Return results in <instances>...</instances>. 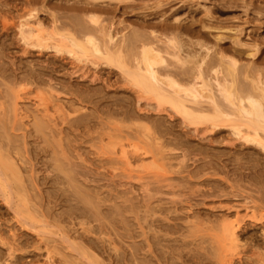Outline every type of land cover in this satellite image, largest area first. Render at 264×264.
I'll return each mask as SVG.
<instances>
[{
	"label": "rangeland",
	"instance_id": "obj_1",
	"mask_svg": "<svg viewBox=\"0 0 264 264\" xmlns=\"http://www.w3.org/2000/svg\"><path fill=\"white\" fill-rule=\"evenodd\" d=\"M89 1L0 0V123L7 128L0 133L15 141L19 166L21 162L20 180L15 181L3 164L9 156L0 150V173L9 183L6 190L0 188V237L17 243L15 257L0 243V264H45L48 249L56 264H228L232 257L235 264H258L257 252L264 250V152L241 146L228 128L209 132L201 125L194 131L171 110H156L154 100H138L116 67L26 48L13 27L34 7L46 25L51 13L73 24L77 15L93 11L118 38L132 39V31L158 38L185 31L183 40L194 45L205 40L214 50L221 41L228 52L242 53L240 64L255 63L264 75V0H100L97 8ZM236 36L243 45L235 43ZM255 43L259 51L252 57L248 53ZM57 97L68 108L72 100L84 108L73 115L65 109L56 112ZM41 116L46 128L37 133L34 117ZM75 116L81 122L69 124ZM138 120L153 123V129L160 125L172 141L169 148H176L151 167L152 153L139 154L153 147L127 134L138 131ZM1 134L0 144L7 143ZM179 138L185 140L183 147ZM122 148L131 164L121 157ZM247 207H256L258 217H246L240 225L244 235L238 244L244 252L238 244V250H226L216 220L246 214ZM22 223H33L34 229ZM262 251L258 253L264 255Z\"/></svg>",
	"mask_w": 264,
	"mask_h": 264
},
{
	"label": "bare ground",
	"instance_id": "obj_2",
	"mask_svg": "<svg viewBox=\"0 0 264 264\" xmlns=\"http://www.w3.org/2000/svg\"><path fill=\"white\" fill-rule=\"evenodd\" d=\"M99 1L100 0H90L88 3H93V8H97V6L101 5L99 4L101 1ZM112 1L113 0H111V2ZM119 1L121 2L126 0ZM106 3L111 4L110 2ZM90 6L91 5H89V7ZM206 11L208 12L207 14H210V12H212L210 11V9H206ZM64 13L66 14V12ZM20 14L21 13H19V16H21ZM23 14L24 13H22V15ZM51 14L52 20H50V22L47 21L48 18L45 19V22L47 21L49 23L48 25L43 22L44 20H41L42 17L40 18L38 16V11L35 9V7L27 11L25 15L19 17L20 19H17V16V24L14 23L15 19L13 18V15L15 14H13L11 20L15 24L13 28L16 27L15 34L18 36L17 37L16 35H14V37H17L19 41L23 44L22 46H25L26 48H39L41 51L43 49L51 50L55 54H60L62 56L67 55L71 58V61L73 60L76 63H90L95 66L105 64L108 66L116 67L122 72L126 81L137 93L138 100L144 98L145 100L149 101V103L151 100H154L155 104L151 103V105H155L156 110L163 112L171 110L173 114L180 115L182 117L183 124L185 126H192V129L194 131H198L199 126L201 125H204V128L209 132L216 131L217 129L220 130L222 128H228L230 131L229 133L235 138V140L239 141L241 146L246 148L253 147L256 150H259V153L264 152V75L261 71V68L254 65L255 63H252V65L247 63L240 64L239 58L242 56V53L237 49L233 48L231 51H229L231 53H229V49L227 50L223 48L225 45L221 47V41H219L216 44V46L218 47H215L216 49L214 50L211 45H209V43H207L205 40H199L195 43L199 47V49L196 50L194 48V46H196L194 45V42H187L186 40H183L182 35L185 33V31H177L176 33L172 31L169 34H162L164 35V37L159 38L145 36L141 33L132 31V33H134V36L132 35V33L130 35L133 36L132 39H129L124 34V36L118 38L112 31V25L104 24L103 21L100 20V16L96 12L88 11V13H86L85 15L86 18L85 16H82V13L81 15H77V17L82 16V19L80 17L77 18L76 14H73V17H76V19H78H73V21L70 19L73 24L71 23V21V24H69V19L67 18L66 20H68V24L65 22V20H62L63 22H60V17H57V14ZM65 17L63 16V18ZM68 17H70L69 14ZM83 17L86 19L87 22L84 23ZM7 21L9 22V19ZM7 21H5L4 24L8 26V24L6 23ZM64 22L66 24H64ZM4 24H2L3 27L6 26H4ZM179 26L180 25H178V27ZM72 28H75V30H73ZM233 29L235 28H232V30ZM154 32L155 31L152 30L151 34L156 35L154 34ZM222 37V34H217L218 39L222 40ZM237 37L238 36L234 38L236 40V42H234L236 44L243 45ZM153 38H156L158 41L154 40ZM18 39H16V41ZM130 40L133 41L131 42ZM127 41L128 43H126ZM159 42H161L165 46L158 44ZM258 46V43H255L251 47L248 54L252 57H255L259 51ZM27 51L28 49L26 50V52ZM165 54L170 56L169 59L172 60V64L170 63V61L167 60L168 58H166ZM185 64H188L186 68H184ZM34 78H36V76L30 79ZM22 79H25V77ZM28 86L29 85H27V87ZM20 89L19 91H21ZM28 89L30 88L28 87ZM51 89L53 90L54 88L51 87ZM18 97L19 96H17V98ZM38 97L40 103L44 107L43 109L49 112V107L46 104V101L43 96L40 95ZM56 100L60 102V99L58 97L56 98ZM59 102H57L54 106L56 107L54 109V111L56 112H60L65 109V111L68 110L66 114L72 113L73 115V113H77L82 108H84L83 106H79V103L77 104L75 102L77 104L75 105L73 100V103L70 101L72 104L69 102V104H71L69 106L70 109L68 108V106H66L67 102L64 104V100L63 103L62 100L60 103ZM172 113H170L171 117L173 116ZM46 115L48 116V114ZM46 115H44V117H46ZM144 116L143 118H147L146 116ZM40 118L42 119L43 116H41ZM79 118V116H75L74 118H72L73 120H70L71 123L69 124L72 125L75 122V124L77 123L76 125H78L81 122ZM34 119L35 120L33 122V125L35 127H33L35 128L37 133L44 131V128H46V125L42 123L43 121H45L43 120L44 118L42 119V121H40L41 119H39L38 117H34ZM148 122H143L139 120L136 121L135 125L138 131L133 130L132 132L135 131L133 134L131 132L127 134L129 137L134 135L132 137H136L138 139L141 138L144 141L143 143L146 142V145L149 144L150 147H153L152 151H147L149 150L147 149L143 152H140L141 154H139L143 156H148L150 152L152 153L153 161L148 164L151 167L153 163L157 164V157L160 158V160L162 161L163 157H165L166 155V152L173 151L176 148H169L172 141L167 140L165 138L167 132L164 131V129L162 130V128H160V125H157L155 123L157 126H155V129H153L154 125L153 128L151 126L153 123H149L148 125L146 124ZM13 126L15 125H12V127ZM5 127L4 124L1 125L0 123L1 131ZM2 136H4V139L6 141L7 136L6 138L5 135ZM0 138L2 139V137ZM7 140V143L0 144V150L3 153L5 152V154L9 156L8 160L4 161L3 164L12 173V178L15 179V181H19L21 174V162L19 166L20 159L16 158V154L19 152V148L17 149L14 140H12L11 138ZM183 141L185 142V140ZM183 141H179L181 143V146L184 143ZM221 141H224V139L222 138ZM130 145L132 147H135V151H138L137 149L139 148H137V145L132 144V142L128 144V146ZM175 145L178 146L177 144ZM3 153L0 152V156H2ZM127 154V150L122 148L121 157H123L127 161V164H131V161H129L130 157ZM139 157L140 160H143L141 156H138V158ZM184 157H182V162ZM60 166L61 164L59 165V167ZM161 166L162 164L160 163L157 165V167L159 168H161ZM257 168L260 169L259 167ZM5 176L6 174L2 173L1 171L0 188L3 190H6V187L9 186V183L7 184L6 182ZM258 176L260 175L258 174ZM257 178L258 180H260L259 177ZM263 178L264 177L262 176V179ZM262 194L261 197L263 196ZM255 208L256 207H247V210L251 213L247 211L246 214H243L241 216H239V214L237 213L234 219H232V217L229 218V216L227 215H223L220 220H218L217 218L216 221L217 223L220 222L219 224L221 226L220 239L225 243V247L227 246L232 250L233 246L235 248L238 243H241L239 242L241 241L240 238L242 237V235H244L240 234L242 233L240 231L243 229L240 228L242 226V221L244 222V219L246 217H249L251 219H255L256 217H258L257 210ZM260 217H264V212L261 213ZM199 221H205L204 223H209L205 219H199ZM83 223H85V221ZM22 225L28 229L33 230L35 224L22 223ZM239 229L240 231H238ZM48 230L49 229L47 228L43 229L44 232H47ZM2 238L0 237V243L7 245V251L9 256L15 257L17 243H15L14 241L16 239L13 238L14 240L9 241L7 240V238ZM240 245L243 247L242 244ZM240 245L238 247L239 249H241V251H243ZM227 247L225 248L226 250ZM253 248L256 247L253 246ZM260 251L262 250H259L258 252ZM258 252L257 255L259 257H256V259L258 260L257 263L264 264V255ZM262 252H264V250ZM47 253L48 254L46 255L45 264H56L51 255V250L48 249ZM228 253H226V258H228ZM238 253L240 254L239 251ZM241 255L242 254H240V257ZM232 258H230V260H232ZM230 260L228 261V264L234 263L232 262L233 260Z\"/></svg>",
	"mask_w": 264,
	"mask_h": 264
}]
</instances>
